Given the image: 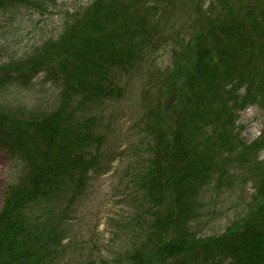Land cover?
I'll list each match as a JSON object with an SVG mask.
<instances>
[{"label":"trees","instance_id":"trees-1","mask_svg":"<svg viewBox=\"0 0 264 264\" xmlns=\"http://www.w3.org/2000/svg\"><path fill=\"white\" fill-rule=\"evenodd\" d=\"M28 2L0 0V12ZM183 6L194 10L187 33H168ZM161 48L172 59L154 70ZM143 69L164 102L138 172L145 195L158 194L143 240L154 244L126 253V264H264V129L248 143L234 128L239 111L264 110V0H92L59 36L0 57V146L16 173L0 208V264H61L65 208L96 168L92 149L104 139L92 114L122 94L123 74ZM41 75L59 85L55 102L23 104L17 94ZM235 157L256 189L253 209L201 236L203 193L231 181Z\"/></svg>","mask_w":264,"mask_h":264},{"label":"rangeland","instance_id":"rangeland-1","mask_svg":"<svg viewBox=\"0 0 264 264\" xmlns=\"http://www.w3.org/2000/svg\"><path fill=\"white\" fill-rule=\"evenodd\" d=\"M91 1L32 0L16 12H0V57L16 59L35 43L59 36L69 15ZM193 16L191 7L178 8L167 32L186 34ZM171 59V50L161 48L155 55L154 70L166 68ZM120 85L122 94L112 97L92 114L97 118L96 131L104 139L92 149L96 168L88 174L85 187L78 192L71 207L65 208L69 217L63 224L65 238L58 253L61 264H126V253L135 249L147 253L154 244L143 240L150 232L155 212L152 208H157L154 201L158 194L154 190L157 195L152 194L151 198L145 195L138 172L148 165L146 135L156 114H163L164 102L154 97L157 88L145 69L123 74ZM19 93L23 104L46 107L58 97L59 85L46 81L41 75L33 80L30 88ZM236 119L234 128L248 143L264 128V110L256 104L239 111ZM240 146L236 143L233 152L239 153ZM258 155L259 159L264 158L263 152ZM234 160L235 174L230 176L231 181L220 186L214 183L203 193L201 215L195 222L201 236L222 233L253 209L250 207L256 189L239 166L242 164L239 157ZM108 167L106 174L93 173V170ZM15 176L12 158L0 146V208L5 190ZM158 212L161 213L159 208ZM151 234L153 236V231Z\"/></svg>","mask_w":264,"mask_h":264}]
</instances>
